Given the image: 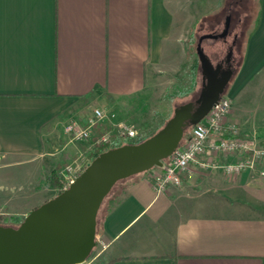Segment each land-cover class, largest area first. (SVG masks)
Wrapping results in <instances>:
<instances>
[{"label":"crops","instance_id":"1","mask_svg":"<svg viewBox=\"0 0 264 264\" xmlns=\"http://www.w3.org/2000/svg\"><path fill=\"white\" fill-rule=\"evenodd\" d=\"M183 6L188 0H0L1 214L24 216L38 205L12 203L5 190H46L43 178L67 162L80 172L98 154L89 157L97 135L135 136V126L133 135L124 128L138 122L155 87L187 59ZM258 12L220 94L230 99L225 123L257 139L264 137L255 95L264 85V0ZM80 96L106 111L102 118L93 109L86 115L91 136L82 145L69 139L62 120L80 110ZM184 133L176 148L185 144ZM238 156L204 149L200 158L222 163ZM161 165L112 185L96 212L95 254L108 264H264V175L191 163L179 185L157 192L152 175Z\"/></svg>","mask_w":264,"mask_h":264},{"label":"water","instance_id":"2","mask_svg":"<svg viewBox=\"0 0 264 264\" xmlns=\"http://www.w3.org/2000/svg\"><path fill=\"white\" fill-rule=\"evenodd\" d=\"M229 18L227 14L220 32L197 38L201 88L195 101L176 105L164 124L141 141L99 152L67 187L29 210L16 226L0 223V264H75L86 259L95 243L97 209L112 185L161 165L178 145L186 125L202 119L222 93L232 70L218 74L219 63L213 66L200 43L205 37L225 36ZM230 53L231 49L226 60Z\"/></svg>","mask_w":264,"mask_h":264},{"label":"rangeland","instance_id":"3","mask_svg":"<svg viewBox=\"0 0 264 264\" xmlns=\"http://www.w3.org/2000/svg\"><path fill=\"white\" fill-rule=\"evenodd\" d=\"M186 1V0H185ZM224 1L227 0H188L189 6H183L182 9L186 13V18L190 20V33L186 37V42L189 44V49L186 53L187 59L184 65L174 73L172 76L167 78L164 77L163 82L159 83L154 89L153 97L146 102V105L142 106L140 112L137 115L138 122L132 125L137 129L135 131V136H126L124 138L125 141L128 142H135L141 135L152 131L158 124L164 123V117L168 114L169 116L172 114L173 108L183 102L188 100H194L199 92L200 88V74H201V67L200 62L195 50L197 38L199 35L203 33H218L222 30L224 26L225 16L227 15L225 12L226 3ZM259 10V0H243L238 3H233L230 8V15L229 19V27L228 32L225 36L221 37H205L202 39L200 45L204 53L208 56L210 61L212 62L213 66L219 63V70L218 74L231 68L232 72L236 69L243 50L245 48L246 39L248 34L251 32L253 26L255 25L258 17ZM235 36V43H232V40ZM187 45V44H186ZM231 49V62L230 67L220 70L221 66L224 67L226 63V55L227 52ZM216 62V63H215ZM193 69L196 74V80L192 91L185 92V93H176L177 91L183 89L185 85L189 82V71ZM197 76L199 79L197 80ZM229 84V82H228ZM228 84L225 86L223 94H225L226 88ZM258 90L260 93H256L255 95L259 96L258 101H261L260 108H257V112L260 113L264 110L262 108L264 106V85L258 86ZM166 88V89H165ZM170 97V99H169ZM257 101V100H256ZM79 111H72L73 115L68 117L69 115H63V122L65 124L71 119L80 120L88 114L93 109V104L90 101H86ZM171 108V109H170ZM170 110V112H169ZM82 112V113H81ZM168 118V117H167ZM204 120V117L201 119ZM162 123V124H163ZM235 125V124H234ZM237 127V125H235ZM127 128V127H125ZM124 128V129H125ZM129 128V127H128ZM191 126H186L184 128L185 133L189 134ZM135 129V128H134ZM238 135L241 137L250 138L256 143L257 146H261L258 142H260L264 146V137L263 138H255L250 137L246 134L240 132L237 127ZM184 133V134H185ZM90 138V137H89ZM87 138V139H89ZM111 139V138H110ZM258 141V142H257ZM73 142L82 145L83 139L80 140H73ZM81 142V143H80ZM112 142V140H111ZM261 146V147H263ZM86 147V146H83ZM264 148V147H263ZM88 158V156L86 157ZM260 164V162H259ZM70 166L72 169V165L69 162L63 164L62 170H60V175L65 179V183L68 180L66 178V167ZM81 170V169H80ZM79 172V171H78ZM78 172H74L71 170L67 172V175L74 176V173L77 174ZM5 194L3 195H12L14 200L12 203H27L26 208H30L34 204H40L46 197L53 196L55 194L54 189H41L36 194H30L29 189H10L5 190ZM17 193H20L19 196H16ZM33 200V201H31ZM12 206V205H11ZM8 208V207H6ZM14 211H18L21 213L23 211L22 205H13L11 207ZM31 209V208H30ZM29 209V210H30ZM21 210V211H19ZM22 214V213H21ZM4 214L0 213V217ZM99 243L95 244L89 255L83 262L75 263V264H102L105 261V255H97L96 250L98 249Z\"/></svg>","mask_w":264,"mask_h":264},{"label":"built area","instance_id":"4","mask_svg":"<svg viewBox=\"0 0 264 264\" xmlns=\"http://www.w3.org/2000/svg\"><path fill=\"white\" fill-rule=\"evenodd\" d=\"M230 108V99L221 95L212 104L204 120L194 123L186 138L185 144L174 149L168 157V161L155 170L152 175V186L155 191H163L168 185H179L180 177L191 163H196L202 168L221 167L227 174H235L243 169H256L260 175H264V169L258 168L264 156V148L257 146L250 138L241 137L237 133L234 124L225 123V115ZM106 111L100 107L93 108V116L102 118ZM113 115V114H111ZM90 118L87 119V125ZM87 125H82L77 119L71 118L64 126V130L69 134L70 140L87 139L91 136ZM127 135H133V128H125ZM97 142L111 144L109 134L101 133L97 135ZM204 149L213 152L232 153L239 155L237 159L218 163L213 159L200 158ZM72 169L66 167L65 174L68 177L64 184L65 188L73 177L67 172Z\"/></svg>","mask_w":264,"mask_h":264},{"label":"trees","instance_id":"5","mask_svg":"<svg viewBox=\"0 0 264 264\" xmlns=\"http://www.w3.org/2000/svg\"><path fill=\"white\" fill-rule=\"evenodd\" d=\"M241 1H243V0H227V1H224V3H226V5H227L226 8H225L226 14H228L230 12V8H231V5L233 3H238V2H241ZM195 80H196V74H195L194 70L191 68L190 71H189V82L187 83V85H185L183 87L182 90H180V92L177 91L176 93L180 94V93H185V92L192 91L193 87H194V84H195ZM83 99H85L83 96L79 97V105H82V104H84L86 102L84 100L85 102L83 103L82 102ZM169 99H170V97H169ZM169 112H170V110H169ZM168 114L164 117L165 119L167 117H169ZM78 121L82 125H86L87 124V116H84L83 118H80V120H78ZM162 123L158 124L152 131L143 134L136 141H140V140L144 139L145 137L149 136L150 134H152L155 130H157L162 125ZM109 137L111 138V140L113 141V144L115 146L126 142L122 138V135L110 134ZM106 144H108V143L95 141V143L93 144L92 150L90 151L89 157L92 158L94 155H96L100 151L105 150L107 148ZM263 160H264V156H263ZM43 181H45V184L47 185V187L53 188L55 190V194L60 192L63 189V186L65 184V179L60 175V173H59V171H58V169L56 167H53L50 170V172H48V174L43 178ZM50 197L51 196L47 197L46 199H48ZM23 217H24L23 215H19V214H6V215H3V216L0 217V223L4 224V225L16 226L23 219ZM109 262H110V260H106L102 264H108Z\"/></svg>","mask_w":264,"mask_h":264},{"label":"flooded vegetation","instance_id":"6","mask_svg":"<svg viewBox=\"0 0 264 264\" xmlns=\"http://www.w3.org/2000/svg\"><path fill=\"white\" fill-rule=\"evenodd\" d=\"M230 19V18H229ZM235 36H234V38H233V40H232V43L234 44L235 43ZM230 55H231V53H230ZM226 58V57H225ZM230 62H231V58H230V56L228 57V59H227V61H226V63H225V66L224 67H222L221 66V68H220V70H223V69H225V68H228V67H230L231 65H230ZM216 63V62H215Z\"/></svg>","mask_w":264,"mask_h":264}]
</instances>
